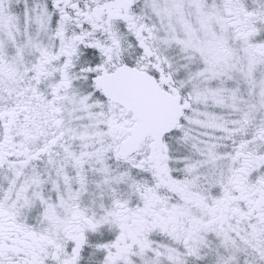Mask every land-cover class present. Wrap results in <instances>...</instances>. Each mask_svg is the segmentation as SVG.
I'll return each mask as SVG.
<instances>
[{"label": "snow or ice", "instance_id": "1", "mask_svg": "<svg viewBox=\"0 0 264 264\" xmlns=\"http://www.w3.org/2000/svg\"><path fill=\"white\" fill-rule=\"evenodd\" d=\"M0 264H264V0H0Z\"/></svg>", "mask_w": 264, "mask_h": 264}]
</instances>
